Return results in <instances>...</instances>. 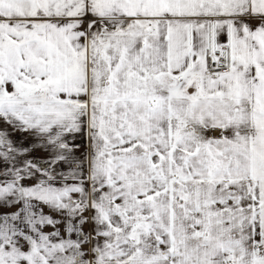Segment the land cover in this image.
<instances>
[{
    "label": "crops",
    "instance_id": "crops-1",
    "mask_svg": "<svg viewBox=\"0 0 264 264\" xmlns=\"http://www.w3.org/2000/svg\"><path fill=\"white\" fill-rule=\"evenodd\" d=\"M85 2L0 0V264H264V0Z\"/></svg>",
    "mask_w": 264,
    "mask_h": 264
},
{
    "label": "rangeland",
    "instance_id": "rangeland-1",
    "mask_svg": "<svg viewBox=\"0 0 264 264\" xmlns=\"http://www.w3.org/2000/svg\"><path fill=\"white\" fill-rule=\"evenodd\" d=\"M99 6H100V0H87V2L79 6L77 11H75V13H73L72 16L78 17V16L88 15L90 13L95 12V10H98ZM40 9H43V6H40ZM40 12L43 13L42 10ZM26 94L27 93H25V95ZM38 94H40L39 88H33L28 91L29 97L30 96L35 97ZM34 120H35L34 118L29 119V124L30 122L34 123ZM0 121H2L3 123L4 120H0ZM27 129L31 131L32 129H34V126L32 127L28 125ZM12 130L13 133L6 131L3 134L0 132V179H4V178L13 179L16 177H19L21 179L28 178L30 176H33L38 171L45 173L46 176L62 175V173H60L59 171V168H57L58 166L53 165L52 163L44 164L41 162V159L31 155H28L27 158L25 157L24 154L26 152L25 148L27 149L31 146H34L35 144V133H28L27 135L28 141L26 140L24 141L23 144H20L19 132L17 133L15 131V128H12ZM3 146H6L7 148L3 149L2 148ZM29 152H32V150L29 149Z\"/></svg>",
    "mask_w": 264,
    "mask_h": 264
},
{
    "label": "built area",
    "instance_id": "built-area-1",
    "mask_svg": "<svg viewBox=\"0 0 264 264\" xmlns=\"http://www.w3.org/2000/svg\"><path fill=\"white\" fill-rule=\"evenodd\" d=\"M210 68L221 73L227 72L229 69L227 56L223 53H217L215 58H210Z\"/></svg>",
    "mask_w": 264,
    "mask_h": 264
},
{
    "label": "water",
    "instance_id": "water-1",
    "mask_svg": "<svg viewBox=\"0 0 264 264\" xmlns=\"http://www.w3.org/2000/svg\"><path fill=\"white\" fill-rule=\"evenodd\" d=\"M80 11H81V10H80ZM80 11H79V12H80ZM196 90H197V86H196L195 83H192V84L189 85V87H188V92H189V93L194 94V93H196ZM39 92H41L40 89H39Z\"/></svg>",
    "mask_w": 264,
    "mask_h": 264
}]
</instances>
